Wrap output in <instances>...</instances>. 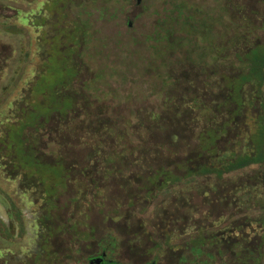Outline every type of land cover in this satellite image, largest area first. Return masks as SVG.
Listing matches in <instances>:
<instances>
[{"label": "trees", "instance_id": "trees-1", "mask_svg": "<svg viewBox=\"0 0 264 264\" xmlns=\"http://www.w3.org/2000/svg\"><path fill=\"white\" fill-rule=\"evenodd\" d=\"M92 1L101 19L119 17L101 0H52L58 23L33 71L25 42L13 63L14 48L0 47V81L12 71L0 97L5 176L38 202H155L185 192L190 176L221 180L253 167L264 174V41H255L264 29L253 30L261 13H237L244 8L235 0L219 10L171 0L144 36L162 57L158 70L125 76L100 56L105 42L93 52L89 35L100 30ZM40 19L36 27L46 24ZM141 100L156 104L134 108ZM252 111L257 127L246 139Z\"/></svg>", "mask_w": 264, "mask_h": 264}, {"label": "rangeland", "instance_id": "rangeland-1", "mask_svg": "<svg viewBox=\"0 0 264 264\" xmlns=\"http://www.w3.org/2000/svg\"><path fill=\"white\" fill-rule=\"evenodd\" d=\"M101 1L106 2L102 4L108 12L116 11L119 17L112 21L108 14V19H101L99 3H87L86 6H92L89 11L95 27L100 30L97 39L89 35L90 40H94L93 52L105 42L109 48L102 49L100 56L109 57L111 72L119 70L125 76H145L152 67L155 74L162 57L146 49L150 44L144 42V36L154 29L156 20L173 1L146 0L139 8L133 7L134 0ZM235 1L244 8L237 13L249 16L251 10H256L264 14L261 0ZM51 2L0 0V47L14 48L12 63L22 57L25 42L33 71L32 66L42 51L40 42H47L54 35L53 24L58 23L59 13ZM196 2L205 9L208 4L219 10L226 0ZM78 10L77 6H72L69 13L74 15ZM135 12L138 18L129 29L128 21ZM36 18L46 19V24L36 27L33 23ZM6 24L23 25L28 32L25 37L9 34L4 30ZM261 28L264 29V20L253 25L254 31ZM255 35L258 37L255 41H264V32H255ZM5 72L4 80L0 81V97L12 73L11 69ZM104 73L107 75L109 71ZM153 103L141 100L134 103V108L156 104ZM249 116V126L243 128L248 132L246 139L257 127L256 112H249ZM261 171L258 167L248 168L221 180L202 176L195 180L190 176L185 192L173 196L160 194L155 202H38L31 192L20 189L18 179L7 178L0 167V264L71 263L77 248L93 245L84 243L77 235L95 239L114 229L123 244L127 240L129 246L147 250L149 260L164 249L159 264H183L186 258L188 262L196 257L190 254V247H200L203 237L213 238V227L226 231L217 244H208L211 252L222 250L224 263L264 264V257L260 256L264 254V174ZM251 252L259 253L257 259H249Z\"/></svg>", "mask_w": 264, "mask_h": 264}, {"label": "flooded vegetation", "instance_id": "flooded-vegetation-1", "mask_svg": "<svg viewBox=\"0 0 264 264\" xmlns=\"http://www.w3.org/2000/svg\"><path fill=\"white\" fill-rule=\"evenodd\" d=\"M134 1L135 3L133 7L139 8L144 4L146 0ZM133 14V18H131L127 24L129 29L133 28L134 21L138 18L136 12ZM126 227L128 226L126 225ZM213 229V238L209 239L207 237H203L200 243V247H190V254H193V256L196 257L193 259L191 258L190 260L188 259V262L186 258L183 264H226L223 262L224 258L221 249H218L216 252H211L208 247L209 243L217 244L219 239L222 240L226 231H224V228L220 229L218 227H213ZM77 236L79 239L84 241V243L88 242L89 245L90 243H93V245L86 247V249H82L81 247L77 248L74 262H34L29 264H159L161 254L165 253L164 251H166L164 249L160 250V255H156L155 253V256L152 258V260H149L147 258V250H142L140 247L136 246H129L127 240H125V244H123L122 238L120 240V238L115 235V229L113 231L111 230V232H108L105 236L101 235V237H97L95 239H92V237L89 236L85 238V235H81V238L80 234ZM258 254H254L253 252H251L249 255V259L250 257H254V260L257 259ZM260 256L264 257V254Z\"/></svg>", "mask_w": 264, "mask_h": 264}]
</instances>
